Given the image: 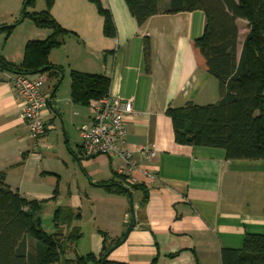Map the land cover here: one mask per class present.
Wrapping results in <instances>:
<instances>
[{"label":"crops","instance_id":"crops-1","mask_svg":"<svg viewBox=\"0 0 264 264\" xmlns=\"http://www.w3.org/2000/svg\"><path fill=\"white\" fill-rule=\"evenodd\" d=\"M98 1L113 16L115 37L106 36L96 3L54 2L51 14L69 34L50 54V62L62 71L43 73L44 92L51 99L43 119L50 129L37 142L29 138L21 118L23 103L13 86L17 74L0 68V172L6 173L12 190L29 201L69 195L54 210L69 207L81 215L74 226L82 237L67 259L89 253L99 257L105 240L121 241L131 219L130 198L108 193L102 184L119 174L122 162L84 156L79 130L89 123L93 108L75 104L71 97L72 71L105 76L111 80L112 97L134 98L133 114L126 119L127 145L151 174L144 177L139 170L134 179L126 176L129 183L146 187L147 202L142 205V191H132L137 226L108 259L125 264H222L223 249L241 248L247 234L264 232V160L230 161L223 149L175 140L169 108L206 106L221 99L218 79L198 65L192 46L204 34L205 13L158 14L140 27L124 0ZM169 1L159 0L160 9ZM25 3L0 0V55L17 65L23 63L30 41H44L52 34L31 18L22 19ZM46 9L45 0H36L27 12ZM240 22L249 30L246 21H238L239 52L247 35H242ZM10 26L8 35L2 29ZM142 146L154 151L156 159L139 157ZM54 228L53 223L50 232Z\"/></svg>","mask_w":264,"mask_h":264},{"label":"trees","instance_id":"trees-1","mask_svg":"<svg viewBox=\"0 0 264 264\" xmlns=\"http://www.w3.org/2000/svg\"><path fill=\"white\" fill-rule=\"evenodd\" d=\"M90 1L98 5L105 19L106 36L115 37L117 30L111 12L103 9L98 0ZM124 1L140 27L158 14L196 10L205 13L204 34L193 40L192 46L198 65L218 79L221 99L206 106L188 104L169 108L167 114L173 122L176 142L223 149L230 161L264 160V0H170L163 10L159 0ZM45 2L46 11L29 13L27 8L35 0H26L25 17L31 18L36 26L51 30V36L44 41H30L20 65L0 55V68L17 75L62 71L50 62V54L63 45L69 32L51 14L55 0ZM240 20L246 21L249 29L241 52ZM12 29L10 26L2 30L10 35ZM150 54V43L146 40V59L149 60ZM71 79L75 104L89 106L110 93L111 80L105 76L72 71ZM126 178L116 174L102 186L108 193L126 196L129 191L140 190L145 205L146 187L131 184ZM41 210L42 203L29 201L18 190H12L6 183V173L0 172V264H125L105 259L120 241L105 240L99 257L89 253L67 259L69 244H77L82 237L81 229L74 226L81 215L69 207H59L53 219L55 230L47 232ZM221 259L222 264H264V232L247 234L241 248L223 249Z\"/></svg>","mask_w":264,"mask_h":264},{"label":"built area","instance_id":"built-area-1","mask_svg":"<svg viewBox=\"0 0 264 264\" xmlns=\"http://www.w3.org/2000/svg\"><path fill=\"white\" fill-rule=\"evenodd\" d=\"M46 76L18 74L13 81L14 91L23 103L21 118L29 129V138L33 142L41 139L50 129L43 119L50 97L44 92ZM133 97L114 98L110 95L92 103L93 115L88 124L79 130L82 150L85 157L107 156L119 158L122 165L119 174L133 178L137 171L144 177L150 172L140 166L137 155L128 149V129L126 119L133 114ZM139 157L149 161L156 159V153L147 146L138 148Z\"/></svg>","mask_w":264,"mask_h":264},{"label":"rangeland","instance_id":"rangeland-1","mask_svg":"<svg viewBox=\"0 0 264 264\" xmlns=\"http://www.w3.org/2000/svg\"><path fill=\"white\" fill-rule=\"evenodd\" d=\"M240 23H241V33L243 36H245L247 34V24L245 22H240ZM67 190H68V188L66 187V191ZM58 196L59 197H55V198H52L50 200H46V201L44 200V201L40 202V203H42V210H41L40 216H41V219L43 222V226L47 232H50L53 229V219H54V214H55L54 210L56 208L55 206L56 205L58 206L60 204L65 203L66 200H68L67 196H69V195L64 196V194H63V196L62 195H58ZM122 196H126V195H122ZM85 213L88 214V216L90 217V215H89L90 211L87 212V210H86ZM73 246H74V244H69V246L67 248V251H69V253H67L66 255H68V256L71 255V252H73Z\"/></svg>","mask_w":264,"mask_h":264},{"label":"water","instance_id":"water-1","mask_svg":"<svg viewBox=\"0 0 264 264\" xmlns=\"http://www.w3.org/2000/svg\"><path fill=\"white\" fill-rule=\"evenodd\" d=\"M25 13H26V6L24 7L23 10V18L25 17ZM129 198H130V206H131V219H130V223L128 225V228L125 232V235L123 237V239L114 247H112L108 253L105 256L106 258H109V256L114 252V250H116L118 247H120L121 245H123L127 239L129 238L130 234L133 232V230L136 228L137 226V216H136V210H135V205H134V201H133V194L131 191H129Z\"/></svg>","mask_w":264,"mask_h":264}]
</instances>
